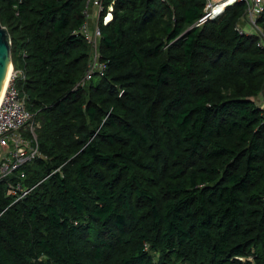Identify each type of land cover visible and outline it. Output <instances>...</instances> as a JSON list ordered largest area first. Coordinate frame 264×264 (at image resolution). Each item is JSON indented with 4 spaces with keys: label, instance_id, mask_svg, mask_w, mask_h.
<instances>
[{
    "label": "trees",
    "instance_id": "1",
    "mask_svg": "<svg viewBox=\"0 0 264 264\" xmlns=\"http://www.w3.org/2000/svg\"><path fill=\"white\" fill-rule=\"evenodd\" d=\"M85 2L0 0L38 152L0 178V264H264V48L244 4L196 26L205 0H114L81 85Z\"/></svg>",
    "mask_w": 264,
    "mask_h": 264
},
{
    "label": "built area",
    "instance_id": "2",
    "mask_svg": "<svg viewBox=\"0 0 264 264\" xmlns=\"http://www.w3.org/2000/svg\"><path fill=\"white\" fill-rule=\"evenodd\" d=\"M235 3L244 4L243 22L256 32L259 43L264 48V31L257 25V20L264 11V0H221L215 3L206 0L203 16L196 26L221 15L227 7ZM113 4L114 0H111L110 5L105 8L104 0H86L85 2L82 13L85 20L79 33L85 37L92 53L90 65L87 66L81 85L90 78L95 70L104 69L103 64L99 63L97 43L101 36L100 26H106L112 21ZM18 76H20V73H14L11 68L9 82L0 105V153L13 158V161L0 160V178L38 155L35 127L29 122L32 115L27 111L25 97L19 94L15 86V79ZM22 130L31 134L33 139L31 142L22 138ZM9 142H11L12 148H10ZM30 143H33V145ZM16 191H20L19 186L15 187L12 193L15 194ZM23 195L24 193L21 192L19 197L21 198Z\"/></svg>",
    "mask_w": 264,
    "mask_h": 264
},
{
    "label": "water",
    "instance_id": "3",
    "mask_svg": "<svg viewBox=\"0 0 264 264\" xmlns=\"http://www.w3.org/2000/svg\"><path fill=\"white\" fill-rule=\"evenodd\" d=\"M10 37L8 31L0 23V93L11 64Z\"/></svg>",
    "mask_w": 264,
    "mask_h": 264
},
{
    "label": "bare ground",
    "instance_id": "4",
    "mask_svg": "<svg viewBox=\"0 0 264 264\" xmlns=\"http://www.w3.org/2000/svg\"><path fill=\"white\" fill-rule=\"evenodd\" d=\"M10 72H11V68H9L8 75H7L5 81L2 84V89H1V93H0V105H1V103L3 101L4 92H5L6 88H7L8 82H9L8 80H9Z\"/></svg>",
    "mask_w": 264,
    "mask_h": 264
},
{
    "label": "crops",
    "instance_id": "5",
    "mask_svg": "<svg viewBox=\"0 0 264 264\" xmlns=\"http://www.w3.org/2000/svg\"><path fill=\"white\" fill-rule=\"evenodd\" d=\"M205 1H206V0H205ZM213 1L218 2V1H221V0H213ZM215 2H214V3H215ZM112 10H113V9H112ZM243 24H244V23H243ZM246 27H247V29H248V26H247V25H246ZM249 29H250V28H249ZM249 29H248V30H249ZM245 30H246V29H245ZM20 95H21V94H20ZM21 96H23V95H21ZM259 98H260L261 100H260V101L257 100V103L260 104V106H262V105H263V104H262V101H263L262 99H263V98H262V96H259ZM3 154H4V153H0V157H2Z\"/></svg>",
    "mask_w": 264,
    "mask_h": 264
},
{
    "label": "rangeland",
    "instance_id": "6",
    "mask_svg": "<svg viewBox=\"0 0 264 264\" xmlns=\"http://www.w3.org/2000/svg\"><path fill=\"white\" fill-rule=\"evenodd\" d=\"M212 3H214L215 1H213V0H210ZM12 69H13V67H12ZM14 71V70H13ZM15 73V72H14ZM261 99H258V101H260ZM263 100V99H262ZM263 102H264V100H263ZM263 105H264V103H263ZM262 105V106H263Z\"/></svg>",
    "mask_w": 264,
    "mask_h": 264
}]
</instances>
